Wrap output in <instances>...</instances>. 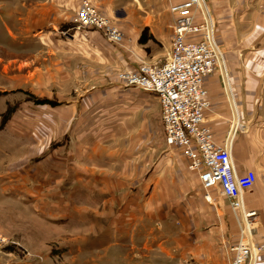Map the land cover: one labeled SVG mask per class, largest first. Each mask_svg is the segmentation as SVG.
Masks as SVG:
<instances>
[{
  "label": "rangeland",
  "instance_id": "obj_1",
  "mask_svg": "<svg viewBox=\"0 0 264 264\" xmlns=\"http://www.w3.org/2000/svg\"><path fill=\"white\" fill-rule=\"evenodd\" d=\"M68 1L74 6L66 4L63 12L61 0H0V143L16 146L8 154L15 157L0 162V230L7 237L0 252H10L26 264H120V257L126 258L123 264H173L161 249L151 253L136 249L125 257L124 251L130 249L118 248V220L131 217L133 223H139L136 230L142 234L145 213L137 211L135 219L133 209L125 214L119 205L132 200L135 190L146 184L145 177L168 154L185 155L181 148L166 143L161 109L145 104V99L142 103L135 100L134 95L145 94V90L124 83L119 87L109 84L120 82L126 67L105 51L102 31L78 27L76 19L84 0ZM88 1L118 26L109 14ZM114 4V12L119 14V1ZM206 4L205 9L210 6L208 1ZM129 6L128 11L134 10L133 4ZM209 8L227 73L238 59L251 57L264 62V0L239 2V13L233 16L214 17ZM154 9L151 0H143L141 5L137 2L138 14L147 15L144 22H151ZM142 35L148 40L134 48L137 61L165 62L172 28L165 47L149 27L142 28ZM125 39L131 44L124 34ZM95 43L99 48H94ZM135 105L138 109L133 114ZM132 116L139 120L135 130L128 124ZM129 140L136 142L137 152L129 155L128 167L123 168L125 186L116 194H106L105 201L98 197L102 186L95 187L97 194L80 193L79 188L85 187L82 180L77 188L75 179L60 186L53 165H49L54 154L70 150L72 144L89 142L97 154L106 156L119 147L125 149ZM116 160L108 164L115 167ZM46 161L49 171H41L40 165ZM78 164L86 161L80 158ZM110 187L115 190L118 185ZM215 190L221 197L216 201L222 216L233 218L227 198ZM109 198V206L101 203ZM55 217L56 224L50 220ZM109 225V240L92 239ZM127 228L132 231V226ZM155 234L165 239L166 247L172 244V227H163Z\"/></svg>",
  "mask_w": 264,
  "mask_h": 264
},
{
  "label": "crops",
  "instance_id": "obj_2",
  "mask_svg": "<svg viewBox=\"0 0 264 264\" xmlns=\"http://www.w3.org/2000/svg\"><path fill=\"white\" fill-rule=\"evenodd\" d=\"M92 1L102 11L109 14L129 38L131 44H128L125 39L121 45H115L102 37L106 45L105 51L127 68L138 67L140 64V61H137L134 48L144 44L139 42L142 28L149 27L150 32L164 47L170 43L175 15L170 12L169 7L185 0H151L155 9L153 14H150L153 18L149 23L142 19L147 18V15L142 16L141 11L140 14L137 12V2L141 5L143 0H118L119 9H122L119 14L114 12L115 0ZM205 1L210 3V8H207L212 10L214 17H226L238 15V3L244 0ZM66 4L74 6L73 1L61 0L60 6L63 12ZM130 4L134 5V10L128 11L131 7ZM95 45L94 48L100 46L97 43ZM139 48L142 51V47ZM236 62L237 64H231L227 80L218 71L209 74L205 79L210 101L207 123L217 143L223 144L228 136L231 137L230 150L237 171L244 174L247 170H254L257 175L255 185L244 195V206L246 209L258 211V224L254 230L253 238L255 243L264 244V69L261 68L264 62L251 57L238 59ZM237 65L240 66V69L236 70L233 66ZM120 83L122 82L115 81L109 84L119 87ZM144 92L145 94H135V100L142 103L141 99H145V104L159 107L162 119V108L157 94L146 90ZM136 108L138 109L137 105L133 107V114L137 112ZM128 124H131V130L139 128V120L136 116H132ZM5 137L4 134L1 138ZM83 143L85 145L72 144L70 150L67 151L65 149L58 150L59 152L53 156V161L49 162V165H53L52 168L55 177H58L60 186L64 187V183L75 179L74 186L77 188V186H81L79 180H82L84 182L82 186L85 187L79 188L80 193L91 194H97L98 186H102V189H98L97 192L98 197H103V200L106 194L119 192L120 188L125 186L123 168L128 167L129 155L137 152L134 151L136 142L129 140L125 149L119 147L120 149L116 150L118 154L110 152L106 156L97 154L95 147L89 142L84 141ZM15 147L1 142L0 162L4 163L15 157L8 155L9 151ZM24 149L26 150V148ZM80 158L84 159L86 164H78ZM115 159H117V162L114 163L115 167L108 164ZM47 163L48 161L40 165L41 171H49L46 170V167L49 166ZM117 164L120 167L116 168ZM95 165L99 168H94ZM136 169L135 167L132 170L130 176ZM103 170L108 173H102ZM98 171L101 173H96ZM145 181L146 184H141V187L135 190L131 201L125 205L122 203L119 205V209H122L125 214L129 209H133L132 213H136L135 219H137V211L142 210L145 213V217H142L144 219L142 220L143 227L141 226L144 228L142 234L136 230L139 223L135 221L133 223L131 217L118 220V248L120 251L121 249H130L128 252L124 251L125 257H130L131 251L136 249L150 253L155 249H161L166 251L173 264L174 262L177 264H231L234 257L232 246L239 239L236 214L231 209L233 218L222 216L221 207L218 206L220 202L216 201L221 197L215 188L210 191L212 200L208 201L205 198L206 191L201 185L199 173L190 169L187 158L175 153L168 154L162 163H157L154 166L151 173L145 177ZM113 184H117L118 188L111 190L110 186ZM218 190L220 192L219 188ZM93 199L94 197L90 200ZM106 200L108 202H104V200L101 203L109 206L110 198ZM228 202L230 204L229 200ZM51 219H54L53 223L56 224L57 218ZM112 225L117 227L115 224ZM112 225H109L107 230H103L102 234L97 237L92 235V239L99 242L109 240L111 233L109 229ZM128 226H132L131 232V229L127 228ZM163 227H172L174 232L170 241L172 244L167 247L164 245L165 239L160 240L155 234L159 233ZM111 237L112 235H110ZM114 237L116 238L115 233ZM108 246H104L103 249L106 250ZM124 259L120 257V264H123ZM0 264H26V262L16 260L12 253L5 251L0 252ZM258 264H264V252L259 255Z\"/></svg>",
  "mask_w": 264,
  "mask_h": 264
},
{
  "label": "built area",
  "instance_id": "obj_3",
  "mask_svg": "<svg viewBox=\"0 0 264 264\" xmlns=\"http://www.w3.org/2000/svg\"><path fill=\"white\" fill-rule=\"evenodd\" d=\"M204 5L200 0L172 4L173 38L165 62H141L138 67H127L120 78L126 85L157 94L166 143L181 148L190 169L198 171L208 201L212 200L211 189L216 187L230 201L240 233L232 246L231 264H258L264 252V244L255 243L253 238L259 214L244 206V195L255 185L257 175L254 170L244 174L237 171L230 150L231 137L223 144L217 143L207 123L210 101L205 79L218 71L227 80L228 73L212 16ZM76 22L79 28L102 31L115 45L124 42L121 29L88 0L79 8ZM6 243L7 237L0 230V247Z\"/></svg>",
  "mask_w": 264,
  "mask_h": 264
},
{
  "label": "trees",
  "instance_id": "obj_4",
  "mask_svg": "<svg viewBox=\"0 0 264 264\" xmlns=\"http://www.w3.org/2000/svg\"><path fill=\"white\" fill-rule=\"evenodd\" d=\"M148 40V38L143 37V35L140 38V42L145 43Z\"/></svg>",
  "mask_w": 264,
  "mask_h": 264
},
{
  "label": "bare ground",
  "instance_id": "obj_5",
  "mask_svg": "<svg viewBox=\"0 0 264 264\" xmlns=\"http://www.w3.org/2000/svg\"><path fill=\"white\" fill-rule=\"evenodd\" d=\"M200 3H202L203 4V0H200ZM204 5V4H203ZM204 8H205V5H204ZM206 10V9H205Z\"/></svg>",
  "mask_w": 264,
  "mask_h": 264
}]
</instances>
